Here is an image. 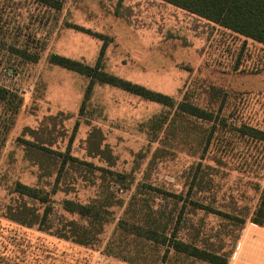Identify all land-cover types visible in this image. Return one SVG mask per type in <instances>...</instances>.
Listing matches in <instances>:
<instances>
[{"label": "rangeland", "instance_id": "obj_1", "mask_svg": "<svg viewBox=\"0 0 264 264\" xmlns=\"http://www.w3.org/2000/svg\"><path fill=\"white\" fill-rule=\"evenodd\" d=\"M56 1L60 9L35 0H0V86L21 99L15 117L0 102V264L122 261L107 252L112 224L101 244L84 247L9 218L23 204L42 213L43 205L16 196L12 186L20 182L51 190L59 153L124 174L127 189L115 200L127 202L140 190L156 208L171 209L170 198L145 188L153 187L182 194L181 202L210 207L214 213L184 214L177 236L229 260L241 221H251L262 189L264 146L226 134L232 146L216 143L201 159L191 130L187 136L165 128L154 140L150 122L164 114L171 119L172 112L117 88L90 85L49 58L99 64L115 77L201 107L216 106L226 93V113L234 109L239 119L264 128V47L159 0ZM33 145L48 150L55 164L48 156H33ZM41 166L52 173L49 185L39 183ZM89 170L80 163L65 167L52 197L54 225L70 218L60 212L63 198L96 199L98 172L92 183L77 180ZM159 249L162 257L164 248ZM161 264L208 263L171 251Z\"/></svg>", "mask_w": 264, "mask_h": 264}, {"label": "trees", "instance_id": "obj_2", "mask_svg": "<svg viewBox=\"0 0 264 264\" xmlns=\"http://www.w3.org/2000/svg\"><path fill=\"white\" fill-rule=\"evenodd\" d=\"M35 1L55 9L61 8V3L56 0ZM159 1L202 18L264 47V0ZM15 51L31 61H36L35 57L25 54L22 49ZM49 62L89 79L90 85L97 83L117 88L168 109L169 112H172L171 119H169L168 114H164L154 117L150 122L153 139L155 140L165 128L179 131L185 135L191 130L195 134L196 141L193 149L198 153L201 152V159L204 158L208 149L210 150L211 146L216 143L223 149L231 147V139L228 140L226 134L236 138V140H250L264 146V128L239 119L234 114V109L226 113L229 101L226 93H222L216 106L201 107L193 100L176 101L169 96L115 77L105 72L99 64L97 67H91L55 54L50 56ZM0 102L6 104L10 117H15L21 104L18 95L0 86ZM204 125L207 126L205 131H200ZM192 133L190 134L192 135ZM172 134L174 135V133ZM32 148L31 154L37 159L48 156L46 153L49 151L44 147L33 145ZM56 158L55 160L59 158V166L51 190H49L50 188L46 190L44 187L29 186L20 182H15L12 186V192L16 196L43 205L42 213H37L35 209L23 204L21 208L18 207L13 211V215L9 217L11 220L28 228L37 227L38 230L48 232L56 238L84 247H94L101 244L105 228L112 224L113 229L108 238L107 252L114 253L115 256L129 264H161L165 262L166 256L171 251L186 259L208 264H228L226 257L199 246L195 240L185 242L177 236L178 225L184 214L198 210L214 213L210 207L203 206L196 200L181 202L182 194L168 193L153 187L145 188L162 195L164 200L170 198L173 203L171 209H167V206L156 208L148 198L143 196L145 193L140 190L138 193L132 194L127 202L121 199L115 200V195L120 197L119 192L127 189V184L123 185L126 182L124 174L94 167L90 163L79 161L68 153H59ZM45 159L52 160L51 162L55 164V160L51 156ZM73 163H80L93 169L80 176V179L77 178L81 182L92 183V176L98 172L101 183L97 192L98 195L96 199H91L88 202H82L76 197L63 198L60 202V212L63 216L69 215L70 218L54 225L52 197L57 193V187L65 174V167ZM40 168L39 183L45 182L49 185V178H51L52 173L47 171V167L41 166ZM263 176L264 172L262 179ZM113 184L118 186L117 189L110 187ZM122 185L123 187H120ZM188 195L191 193L189 192ZM116 210H120L117 217L114 216ZM251 222L257 225L264 223V187L259 194ZM241 223L244 224V221L242 220ZM159 248H164L162 257L159 256Z\"/></svg>", "mask_w": 264, "mask_h": 264}, {"label": "crops", "instance_id": "obj_3", "mask_svg": "<svg viewBox=\"0 0 264 264\" xmlns=\"http://www.w3.org/2000/svg\"><path fill=\"white\" fill-rule=\"evenodd\" d=\"M264 187V176L261 181ZM113 264H127L115 262ZM228 264H264V223L257 225L248 221L243 224Z\"/></svg>", "mask_w": 264, "mask_h": 264}]
</instances>
